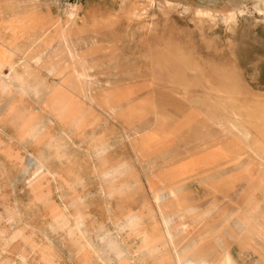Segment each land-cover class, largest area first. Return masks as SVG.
<instances>
[{
	"label": "rangeland",
	"instance_id": "rangeland-1",
	"mask_svg": "<svg viewBox=\"0 0 264 264\" xmlns=\"http://www.w3.org/2000/svg\"><path fill=\"white\" fill-rule=\"evenodd\" d=\"M245 257L264 0H0V264Z\"/></svg>",
	"mask_w": 264,
	"mask_h": 264
},
{
	"label": "crops",
	"instance_id": "crops-1",
	"mask_svg": "<svg viewBox=\"0 0 264 264\" xmlns=\"http://www.w3.org/2000/svg\"><path fill=\"white\" fill-rule=\"evenodd\" d=\"M203 163H204L203 164L204 166L208 165L207 163H205V161ZM241 260L242 261H236L235 263L236 264H257L255 263L254 259L249 258V257L242 258Z\"/></svg>",
	"mask_w": 264,
	"mask_h": 264
},
{
	"label": "bare ground",
	"instance_id": "bare-ground-1",
	"mask_svg": "<svg viewBox=\"0 0 264 264\" xmlns=\"http://www.w3.org/2000/svg\"><path fill=\"white\" fill-rule=\"evenodd\" d=\"M255 217V216H254Z\"/></svg>",
	"mask_w": 264,
	"mask_h": 264
}]
</instances>
